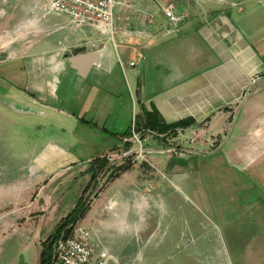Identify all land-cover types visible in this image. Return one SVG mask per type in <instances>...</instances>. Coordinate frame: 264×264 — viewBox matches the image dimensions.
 <instances>
[{
    "label": "crops",
    "instance_id": "obj_1",
    "mask_svg": "<svg viewBox=\"0 0 264 264\" xmlns=\"http://www.w3.org/2000/svg\"><path fill=\"white\" fill-rule=\"evenodd\" d=\"M116 1L111 39L0 0V264H40L88 195L79 223L106 264H264V0H162L186 15L175 31L153 1Z\"/></svg>",
    "mask_w": 264,
    "mask_h": 264
},
{
    "label": "built area",
    "instance_id": "obj_2",
    "mask_svg": "<svg viewBox=\"0 0 264 264\" xmlns=\"http://www.w3.org/2000/svg\"><path fill=\"white\" fill-rule=\"evenodd\" d=\"M129 0H124L127 3ZM157 4L171 26L173 31L186 20V15H176L175 6L172 2H162V0H151ZM40 10L43 14H53L56 16L69 17L76 27L93 26L106 27L109 30L110 38L114 36L113 11L117 4L116 0H39ZM131 62L130 66H135ZM254 82V79L252 80ZM135 115L133 114L129 136L123 142L133 141L138 148L135 151L136 160H143L144 153L142 147L143 137L136 131ZM147 135H145L146 139ZM217 147V146H216ZM213 146V148H216ZM166 152L172 155H182L183 151L177 152L173 147H167ZM133 154V155H134ZM132 150L124 151L121 159L125 163L131 160L133 163ZM171 155V156H172ZM90 232L81 227L79 221L74 222L62 231L60 236L54 241L51 249L49 264H106L107 256L100 253L94 256L92 247L89 244Z\"/></svg>",
    "mask_w": 264,
    "mask_h": 264
},
{
    "label": "trees",
    "instance_id": "obj_3",
    "mask_svg": "<svg viewBox=\"0 0 264 264\" xmlns=\"http://www.w3.org/2000/svg\"><path fill=\"white\" fill-rule=\"evenodd\" d=\"M191 125V122L188 120L181 121L174 125H155L151 126L153 131L158 133H174L178 128H186ZM92 166L89 168L91 171V181H95V178L104 171L105 164L104 161L101 159H95L91 161ZM126 169V167H121L118 170L122 171ZM87 189V187H86ZM84 190L83 195L86 193L87 190ZM88 205L84 201L79 202L76 207L64 218H62L53 233L42 243V251L40 255V264H49L50 256H51V249L54 241L60 236L63 230H65L68 226L73 224L76 221H79L85 214Z\"/></svg>",
    "mask_w": 264,
    "mask_h": 264
},
{
    "label": "rangeland",
    "instance_id": "obj_4",
    "mask_svg": "<svg viewBox=\"0 0 264 264\" xmlns=\"http://www.w3.org/2000/svg\"><path fill=\"white\" fill-rule=\"evenodd\" d=\"M148 134H150V137H153V135H155V134H152L151 132H148L146 135H148ZM151 144H153V142H151ZM213 145H214V142H213ZM25 146H23V145H21V144H19V145H15L13 148H12V150H14V152L15 153H17V155L18 156H20L21 154H22V152H25L26 151V148H24ZM79 147L80 146H74V148H73V150L78 154V150H79ZM143 147H144V144H143ZM173 148H175L176 150H178L177 152H181L182 151V148H180V147H178V148H176V147H173ZM212 148H213V146H212ZM211 148V149H212ZM88 150L90 151V153H91V148H88ZM88 150L87 149H85L84 151H82L81 153H80V155L82 156V157H87L88 155H89V152H88ZM164 154L166 155H172V154H168V152H166V151H164ZM172 156H174V155H172ZM107 158V155H105V156H102V158ZM102 158H96V159H102ZM95 160V159H94ZM141 164H143V162H141ZM92 166V163L90 162V164H89V167H91ZM101 175V174H100ZM100 175H98L96 178H95V180H100V179H102L101 177L102 176H100ZM207 180H205V183H206V185L208 186V182H206ZM211 181V183L213 182V181H215L216 183H218V179H212V180H210ZM221 181V180H220ZM92 184H87V191H88V188L91 186ZM64 187V185L62 186V188ZM84 189V190H85ZM72 195V194H71ZM71 195H69L67 198H68V200L70 199V197H72ZM91 195V194H90ZM92 197L90 196L89 197V195L88 196H86V198L83 200L85 203H86V205L88 204V201H89V199H91ZM79 225L81 226V227H83L80 223H79Z\"/></svg>",
    "mask_w": 264,
    "mask_h": 264
},
{
    "label": "water",
    "instance_id": "obj_5",
    "mask_svg": "<svg viewBox=\"0 0 264 264\" xmlns=\"http://www.w3.org/2000/svg\"><path fill=\"white\" fill-rule=\"evenodd\" d=\"M142 69H143V64L142 62L139 64V73L141 74L142 73Z\"/></svg>",
    "mask_w": 264,
    "mask_h": 264
}]
</instances>
